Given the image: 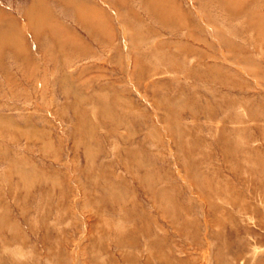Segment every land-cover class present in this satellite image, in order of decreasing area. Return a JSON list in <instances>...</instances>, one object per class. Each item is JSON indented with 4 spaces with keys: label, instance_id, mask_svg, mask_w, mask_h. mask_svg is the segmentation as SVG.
Listing matches in <instances>:
<instances>
[{
    "label": "rangeland",
    "instance_id": "obj_1",
    "mask_svg": "<svg viewBox=\"0 0 264 264\" xmlns=\"http://www.w3.org/2000/svg\"><path fill=\"white\" fill-rule=\"evenodd\" d=\"M0 34V264H264V0H0Z\"/></svg>",
    "mask_w": 264,
    "mask_h": 264
},
{
    "label": "bare ground",
    "instance_id": "obj_2",
    "mask_svg": "<svg viewBox=\"0 0 264 264\" xmlns=\"http://www.w3.org/2000/svg\"><path fill=\"white\" fill-rule=\"evenodd\" d=\"M165 9V8H164ZM168 9V8H167ZM92 16V15H91ZM1 35V34H0Z\"/></svg>",
    "mask_w": 264,
    "mask_h": 264
}]
</instances>
